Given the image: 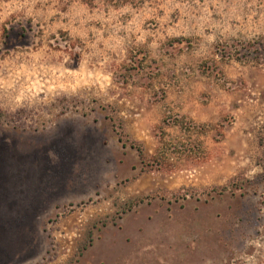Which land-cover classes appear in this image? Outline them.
Wrapping results in <instances>:
<instances>
[{
	"label": "rangeland",
	"instance_id": "1",
	"mask_svg": "<svg viewBox=\"0 0 264 264\" xmlns=\"http://www.w3.org/2000/svg\"><path fill=\"white\" fill-rule=\"evenodd\" d=\"M0 109V264L264 261V0H0Z\"/></svg>",
	"mask_w": 264,
	"mask_h": 264
},
{
	"label": "trees",
	"instance_id": "2",
	"mask_svg": "<svg viewBox=\"0 0 264 264\" xmlns=\"http://www.w3.org/2000/svg\"><path fill=\"white\" fill-rule=\"evenodd\" d=\"M21 111H22V110H21ZM0 114H2V110H1V109H0ZM202 129H204V126H202ZM131 145L137 148L139 154H140L142 157H145V155H146V154H145V149L143 148L142 145L138 144L137 142H132ZM152 157H153L154 160H155V159H157L158 155H157V154H154ZM87 246H88V244H85V245L83 246V248H85V247H87ZM261 264H264V261H263Z\"/></svg>",
	"mask_w": 264,
	"mask_h": 264
}]
</instances>
